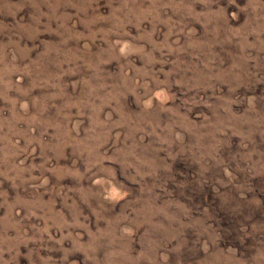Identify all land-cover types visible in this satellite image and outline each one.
Returning a JSON list of instances; mask_svg holds the SVG:
<instances>
[{
  "label": "rangeland",
  "instance_id": "obj_1",
  "mask_svg": "<svg viewBox=\"0 0 264 264\" xmlns=\"http://www.w3.org/2000/svg\"><path fill=\"white\" fill-rule=\"evenodd\" d=\"M0 264H264V0H0Z\"/></svg>",
  "mask_w": 264,
  "mask_h": 264
}]
</instances>
